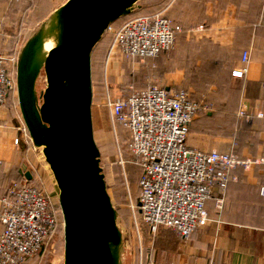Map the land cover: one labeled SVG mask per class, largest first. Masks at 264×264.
<instances>
[{"label":"crops","instance_id":"crops-1","mask_svg":"<svg viewBox=\"0 0 264 264\" xmlns=\"http://www.w3.org/2000/svg\"><path fill=\"white\" fill-rule=\"evenodd\" d=\"M37 1L0 0V54L21 42L27 44L33 32L67 0L48 13L44 11L40 20L33 22L30 17L38 10ZM47 1L52 2L41 0L42 4ZM179 1L170 0L165 8L148 14L165 10L164 16L174 26L192 29L197 26V55L185 39L177 42L168 59L166 54H160L142 60L156 64V84L171 90H182L176 89L181 81L189 85L187 77L176 75L171 69L180 64V59H187L189 49L193 53L190 56L194 59L197 56L200 74L220 75L221 91L207 97L213 110L190 124L187 147L202 153L232 152L239 160L250 163L231 171L230 178L236 180L228 181L224 190L219 181L213 183L211 199L205 203L209 221L187 240L171 238L169 231L162 230L158 239L166 248L156 246L149 263L264 264V162L256 163L264 160V0ZM244 53L248 54L247 73L243 78H233L231 72L243 66ZM166 61L168 70L162 66ZM240 111L243 116H239ZM18 116L9 96L0 106V196L12 181L29 182L23 175L25 172L31 174L33 181L40 179L36 166L26 167L30 164L26 157L29 147L16 148L12 144L17 136ZM47 180L51 181L49 177ZM219 199L223 201L220 208L216 203Z\"/></svg>","mask_w":264,"mask_h":264},{"label":"built area","instance_id":"built-area-1","mask_svg":"<svg viewBox=\"0 0 264 264\" xmlns=\"http://www.w3.org/2000/svg\"><path fill=\"white\" fill-rule=\"evenodd\" d=\"M164 12L128 16L120 25L109 27L110 50L119 49L134 59L167 53L182 30ZM6 61L0 54V106L13 91ZM242 62L241 68L231 72L233 78L247 73V53ZM104 105L112 125L119 124L128 132L129 152L141 170L138 207L142 223L152 235L166 228L187 240L209 221L205 203L211 199L213 183L219 181L224 190L228 181L236 180L230 178L231 171L250 162L233 153H202L187 147L190 124L207 107L183 90L150 86L124 99L112 100L108 95ZM243 115L240 111L239 116ZM18 117L13 146H34L22 117ZM216 203L220 208L223 201ZM57 225L54 206L42 189L28 182H11L0 196V264H26L45 250Z\"/></svg>","mask_w":264,"mask_h":264},{"label":"water","instance_id":"water-1","mask_svg":"<svg viewBox=\"0 0 264 264\" xmlns=\"http://www.w3.org/2000/svg\"><path fill=\"white\" fill-rule=\"evenodd\" d=\"M138 1L67 0L25 47L18 104L58 189L63 264H120L121 234L93 137L91 52ZM48 40L54 45L44 52ZM41 68L46 87L38 105L34 82ZM23 175L31 181L29 172Z\"/></svg>","mask_w":264,"mask_h":264},{"label":"rangeland","instance_id":"rangeland-1","mask_svg":"<svg viewBox=\"0 0 264 264\" xmlns=\"http://www.w3.org/2000/svg\"><path fill=\"white\" fill-rule=\"evenodd\" d=\"M65 1L66 0H52V2L47 1V3L43 4L41 0L37 1L38 10L32 14L30 20L33 22L38 21V19L40 20V15L44 11L48 13ZM169 1L170 0H139L133 6V14L131 15H144L154 12L153 10L165 8ZM181 1L182 0H180L179 3ZM44 7H46L45 10H43ZM48 18L49 17H47V19ZM118 24L119 22L114 23L113 28L118 26ZM42 25L33 32L31 37L37 35ZM197 28V26L193 27V29L187 28V26H181L182 31L178 35L174 46L165 53V59H168L171 55L177 42H182L185 39L189 42L191 50H195L194 53L197 55L199 36ZM110 42L111 31L107 30L91 52L93 96L91 113L93 137L99 150L100 167L104 175L106 190L116 211V224L121 234L120 264H148L150 258H152L154 254L156 246L159 249H165L166 246L162 240L158 239L159 237L157 238V233L152 235L148 231V227L142 223L138 207V180L141 170L137 160L129 152L128 132L122 127H118V125H112L104 101L108 95L111 98L113 96L120 97L138 92L147 86H158L155 81L158 67L156 69V64L152 63L153 61L151 60H129L125 58L122 53H119V49L110 50ZM21 43H15L16 45H14V47L8 48L10 50L1 53L7 60V67L13 83V91L9 96L14 101L19 116H21V113L18 104V89L15 81V59L26 44V41ZM187 55V59L184 61L180 59V64H178L177 67H175V65V69L174 67L171 69L174 70V74L187 77L186 81L189 83V85H186L183 84L185 81H181L180 84L176 86V89H182L187 92L193 100L207 107L206 112H200L194 119L195 121L199 116H203L213 110V106L207 97H213L215 94H218L221 91L222 83L219 81L221 78L220 75H215L214 73L211 75L200 74L197 65V56L195 59L190 56L193 55L192 52L190 53V49ZM162 66H164L165 70H168L170 67L167 61L163 63ZM213 71L214 70H212V72ZM45 87V75L41 68L34 82V93L38 105L42 102L41 93L44 91ZM28 147L29 151L26 157L28 159L27 162H30V164H26V167L29 168V165H31L38 168L40 179L34 181L33 184L42 189L50 197L51 203L54 206V211L56 212L58 230L49 243H47L45 250L39 257H34L35 259L32 258L26 264H63L64 235L63 220L58 203V189L49 167L45 163L42 149L32 145ZM48 177L51 181L47 180ZM169 232L171 233V238L176 236L173 231ZM170 242H172V240Z\"/></svg>","mask_w":264,"mask_h":264},{"label":"flooded vegetation","instance_id":"flooded-vegetation-1","mask_svg":"<svg viewBox=\"0 0 264 264\" xmlns=\"http://www.w3.org/2000/svg\"><path fill=\"white\" fill-rule=\"evenodd\" d=\"M25 47H26V44L21 49V51L19 52V54L17 55V57L15 59V81L17 84V88H18V74L21 72V64H22L23 59H24Z\"/></svg>","mask_w":264,"mask_h":264},{"label":"trees","instance_id":"trees-1","mask_svg":"<svg viewBox=\"0 0 264 264\" xmlns=\"http://www.w3.org/2000/svg\"><path fill=\"white\" fill-rule=\"evenodd\" d=\"M131 14H133V12H132ZM131 14H130V15H128V16H132ZM128 16L124 17V19H125V18H127ZM124 19H123V18H121V19H119V20L115 21L114 23H116V22H119V24H118V25H120V24H121V22H122ZM114 23H113V24H114ZM113 24H111V25H110V27H111V26H113ZM107 30H108V29H107ZM111 40H112V37H111ZM116 125H118V127H121L119 124H116ZM131 155H132V154H131ZM132 156H133V155H132ZM133 157L136 159V157H135V156H133ZM136 160H137V159H136ZM12 182H13V181H12ZM33 183H34V181H33V180H31V181H29V182H28V184H30V185H32V186H35V187H37V186H36V185H34ZM37 188H39V187H37ZM39 189H40V188H39ZM57 230H58V226H57L56 232H57ZM161 230H163V231H171L170 229H166V228H161ZM161 230H160V229L158 230V232H157V235H156V236H157V238L160 236V234H161ZM171 232H172V231H171ZM156 236H155V237H156ZM176 236H177V237H179L178 235H176ZM179 238H180V237H179ZM180 239H181V238H180ZM40 254H41V253L37 254V255L35 256V258L39 257V255H40ZM35 258H34V259H35Z\"/></svg>","mask_w":264,"mask_h":264},{"label":"bare ground","instance_id":"bare-ground-1","mask_svg":"<svg viewBox=\"0 0 264 264\" xmlns=\"http://www.w3.org/2000/svg\"><path fill=\"white\" fill-rule=\"evenodd\" d=\"M53 42L51 40L46 41L44 44V52H48L53 47Z\"/></svg>","mask_w":264,"mask_h":264}]
</instances>
